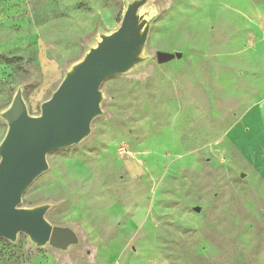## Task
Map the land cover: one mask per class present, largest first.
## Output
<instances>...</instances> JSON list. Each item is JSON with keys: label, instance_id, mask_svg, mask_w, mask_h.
<instances>
[{"label": "rangeland", "instance_id": "rangeland-1", "mask_svg": "<svg viewBox=\"0 0 264 264\" xmlns=\"http://www.w3.org/2000/svg\"><path fill=\"white\" fill-rule=\"evenodd\" d=\"M135 1L0 0V143L16 93L38 116ZM136 15L138 61L102 81L88 134L47 153L18 204L47 205L74 241L18 232L0 264H264V0H146Z\"/></svg>", "mask_w": 264, "mask_h": 264}, {"label": "water", "instance_id": "water-1", "mask_svg": "<svg viewBox=\"0 0 264 264\" xmlns=\"http://www.w3.org/2000/svg\"><path fill=\"white\" fill-rule=\"evenodd\" d=\"M145 2L137 0L127 7L118 28L101 36L72 66L41 104L38 116L28 114L19 91L1 114L7 131L0 143V238L14 240L23 232L37 245L48 242L57 249L74 241L70 229L45 219L47 205L23 208L18 204L27 186L47 168V153L77 143L88 134L91 120L100 111L102 81L124 73L138 61L145 33L136 14ZM173 56L157 52L156 60L164 63Z\"/></svg>", "mask_w": 264, "mask_h": 264}]
</instances>
